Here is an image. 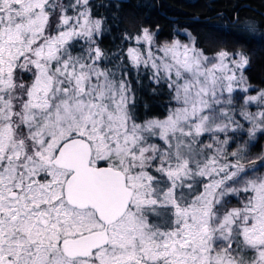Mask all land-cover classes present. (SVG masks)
<instances>
[{"label":"snow or ice","instance_id":"obj_1","mask_svg":"<svg viewBox=\"0 0 264 264\" xmlns=\"http://www.w3.org/2000/svg\"><path fill=\"white\" fill-rule=\"evenodd\" d=\"M115 7L0 0V264H264L251 56L142 23L110 50Z\"/></svg>","mask_w":264,"mask_h":264},{"label":"trees","instance_id":"obj_2","mask_svg":"<svg viewBox=\"0 0 264 264\" xmlns=\"http://www.w3.org/2000/svg\"><path fill=\"white\" fill-rule=\"evenodd\" d=\"M111 3L118 7L107 10L106 14L114 20L118 18L119 23L106 34L103 47L114 50L120 44L122 33L141 23L152 28L159 26L161 40L174 34L183 38L180 31L190 32L208 52L213 51L208 36H220L227 39L230 49H243L249 53L251 65L247 74L253 84L264 86L261 83L264 81V37L260 32L253 38L234 35L237 16L258 26L264 25L261 16L264 0H111ZM100 11L105 12V9Z\"/></svg>","mask_w":264,"mask_h":264},{"label":"rangeland","instance_id":"obj_3","mask_svg":"<svg viewBox=\"0 0 264 264\" xmlns=\"http://www.w3.org/2000/svg\"><path fill=\"white\" fill-rule=\"evenodd\" d=\"M180 34L183 35V38L185 37V33L183 31H180Z\"/></svg>","mask_w":264,"mask_h":264},{"label":"water","instance_id":"obj_4","mask_svg":"<svg viewBox=\"0 0 264 264\" xmlns=\"http://www.w3.org/2000/svg\"><path fill=\"white\" fill-rule=\"evenodd\" d=\"M261 16L263 17V19H264V14H261ZM171 20H173V18H170Z\"/></svg>","mask_w":264,"mask_h":264}]
</instances>
